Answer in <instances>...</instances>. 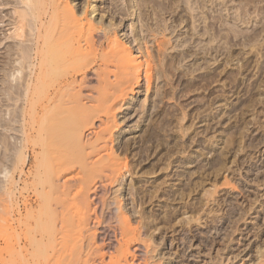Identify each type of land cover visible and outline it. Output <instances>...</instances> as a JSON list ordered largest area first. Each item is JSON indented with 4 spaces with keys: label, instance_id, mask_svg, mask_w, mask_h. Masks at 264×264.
Masks as SVG:
<instances>
[{
    "label": "rangeland",
    "instance_id": "rangeland-1",
    "mask_svg": "<svg viewBox=\"0 0 264 264\" xmlns=\"http://www.w3.org/2000/svg\"><path fill=\"white\" fill-rule=\"evenodd\" d=\"M126 2L128 16L118 31L134 50L142 45L151 76L126 92V101L134 102L113 129V144H121L118 157L127 168L102 197L142 224L144 238L155 247L151 254L163 250L182 264H247L257 246L264 250V0ZM4 24L1 182L23 137L19 93L26 71L15 70L12 77L5 64L11 39ZM137 35L142 42L134 40ZM155 37L165 45L159 52ZM122 109L115 110L116 120ZM29 191L24 196H34ZM93 202L100 214V203ZM104 211L101 220L110 216ZM10 231L0 226L1 245Z\"/></svg>",
    "mask_w": 264,
    "mask_h": 264
},
{
    "label": "bare ground",
    "instance_id": "bare-ground-1",
    "mask_svg": "<svg viewBox=\"0 0 264 264\" xmlns=\"http://www.w3.org/2000/svg\"><path fill=\"white\" fill-rule=\"evenodd\" d=\"M0 4L6 11L0 21L11 39L5 64L12 77L15 70H26L18 92L24 99L23 137L11 172L4 171L0 181V226L11 230L8 239L3 234L0 264H52L54 258L53 264H152L156 259L182 264L177 255L164 257L163 250L151 254L155 247L144 238L142 224L102 197L126 167L118 157L121 144H113V129L134 102L126 101V92L151 76L142 45L134 50L126 33L118 31L128 16L126 0ZM138 36L134 40L142 42ZM154 40L159 52L164 43ZM121 108L127 112L122 109L116 120ZM27 190L34 196H24ZM103 209L110 213L105 220ZM256 249L247 264H264V250Z\"/></svg>",
    "mask_w": 264,
    "mask_h": 264
}]
</instances>
